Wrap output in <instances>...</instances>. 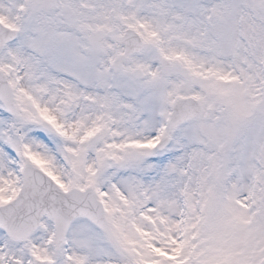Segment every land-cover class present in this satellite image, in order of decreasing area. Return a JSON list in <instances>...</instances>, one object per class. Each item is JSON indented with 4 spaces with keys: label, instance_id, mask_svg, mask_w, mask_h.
Masks as SVG:
<instances>
[{
    "label": "rangeland",
    "instance_id": "obj_1",
    "mask_svg": "<svg viewBox=\"0 0 264 264\" xmlns=\"http://www.w3.org/2000/svg\"><path fill=\"white\" fill-rule=\"evenodd\" d=\"M0 20L20 30L0 48L19 111L0 104V205L30 161L93 188L117 243L78 219L56 249L44 219L27 243L0 230V264H264V0H0ZM127 28L145 49L123 60ZM186 96L204 112L169 131Z\"/></svg>",
    "mask_w": 264,
    "mask_h": 264
},
{
    "label": "water",
    "instance_id": "obj_2",
    "mask_svg": "<svg viewBox=\"0 0 264 264\" xmlns=\"http://www.w3.org/2000/svg\"><path fill=\"white\" fill-rule=\"evenodd\" d=\"M14 36L15 33H10L0 26L1 45L11 41ZM120 40L125 45V57L140 52L144 47L139 36L131 30H128ZM10 92L9 84L0 71V99L11 113L16 115ZM200 112L198 102L191 99L178 101L173 112L172 127L198 116ZM164 145L165 142L161 148ZM44 215L55 219L60 241L77 216L89 218L107 232L102 211L91 191L84 194L74 190L65 195L39 171L28 167L23 191L18 200L8 207L0 208V227L14 240H27L32 231L39 226Z\"/></svg>",
    "mask_w": 264,
    "mask_h": 264
},
{
    "label": "bare ground",
    "instance_id": "obj_3",
    "mask_svg": "<svg viewBox=\"0 0 264 264\" xmlns=\"http://www.w3.org/2000/svg\"><path fill=\"white\" fill-rule=\"evenodd\" d=\"M59 92V91H58ZM54 93L56 94L57 93V90H54ZM61 94H63V92H61ZM66 96H67V98H68V100L71 98V95H70V93L69 94H65ZM78 97V95H76V97L75 98H73V100L74 99H76ZM63 98H65V96L63 95L62 96V99ZM107 102H108V104L110 105V106H106V110H107V108L109 109V108H113L115 111H114V113H115V115L118 117L119 116V113H120V111L123 109L122 107H121V100H120V98L118 97V99L117 98H115V101H114V103H113V99L112 98H110V97H108L107 98ZM86 108L87 107H84V109L80 112V113H86ZM82 118H84L85 117V114H83L82 116H81ZM116 117V118H117ZM0 251H3V250H1L0 249Z\"/></svg>",
    "mask_w": 264,
    "mask_h": 264
}]
</instances>
